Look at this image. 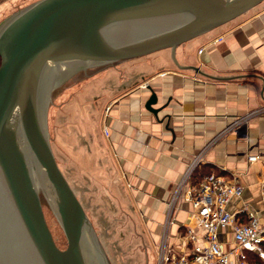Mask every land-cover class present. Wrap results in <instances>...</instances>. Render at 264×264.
I'll return each instance as SVG.
<instances>
[{
    "label": "crops",
    "instance_id": "crops-1",
    "mask_svg": "<svg viewBox=\"0 0 264 264\" xmlns=\"http://www.w3.org/2000/svg\"><path fill=\"white\" fill-rule=\"evenodd\" d=\"M17 1L0 0V16ZM261 4L173 53L161 49L95 69L94 79L58 108L62 158L70 161L73 151V160L86 161L74 168L86 171L93 189L105 188L113 213L139 218L157 256L162 245L179 248L188 226L200 232L191 202L177 195L191 167L198 170L191 183L202 169L239 182L243 191L228 209L252 208L264 222ZM152 93L155 112L145 106ZM220 239L231 241L230 231Z\"/></svg>",
    "mask_w": 264,
    "mask_h": 264
},
{
    "label": "water",
    "instance_id": "water-1",
    "mask_svg": "<svg viewBox=\"0 0 264 264\" xmlns=\"http://www.w3.org/2000/svg\"><path fill=\"white\" fill-rule=\"evenodd\" d=\"M263 1L36 0L0 22V264L104 263L50 145L52 81L161 49L173 53ZM155 100L152 93L145 104L153 112ZM37 188L59 221L64 248L46 224Z\"/></svg>",
    "mask_w": 264,
    "mask_h": 264
},
{
    "label": "rangeland",
    "instance_id": "rangeland-1",
    "mask_svg": "<svg viewBox=\"0 0 264 264\" xmlns=\"http://www.w3.org/2000/svg\"><path fill=\"white\" fill-rule=\"evenodd\" d=\"M33 1L36 0H19L15 2L7 12L0 16V22ZM260 5L262 4L260 3ZM104 67H89L69 74L63 73L59 79L53 80L54 82L52 81L53 84H51L52 86L49 91L46 110L47 132L50 145L55 160L60 165H58L59 168L73 191H75L87 215L93 238L97 245V251L100 253L101 258L104 259L103 264H158L156 247L149 241L143 228L138 225L139 218L127 215L130 213L129 211L119 210L113 213L109 209V200L105 198V188H100L99 190L93 189L92 183L85 174L86 171L80 166L74 168L75 164L85 163L86 161L73 160L76 154L73 151L67 153L70 156V161H65L62 158V153L58 150L57 134L60 127L58 125L59 114L57 113L59 106L63 104L65 99L71 100L76 90L79 91L85 84H88L90 79H94L92 76L95 69ZM40 201L44 219L55 243L59 248H64L66 246L65 235L42 191ZM260 257L264 259V255Z\"/></svg>",
    "mask_w": 264,
    "mask_h": 264
},
{
    "label": "built area",
    "instance_id": "built-area-1",
    "mask_svg": "<svg viewBox=\"0 0 264 264\" xmlns=\"http://www.w3.org/2000/svg\"><path fill=\"white\" fill-rule=\"evenodd\" d=\"M104 131L107 133L106 129ZM253 159L254 155L249 156V160ZM191 171L192 167L181 179L177 195L191 202L200 232L188 226L179 248L162 245L158 264H247L249 252L263 256L264 222L260 221L257 211L249 207L237 212L228 209L231 200L241 195L243 186L216 172L191 183ZM260 191L264 208V177L260 181ZM227 231L232 240H221L220 233Z\"/></svg>",
    "mask_w": 264,
    "mask_h": 264
},
{
    "label": "trees",
    "instance_id": "trees-1",
    "mask_svg": "<svg viewBox=\"0 0 264 264\" xmlns=\"http://www.w3.org/2000/svg\"><path fill=\"white\" fill-rule=\"evenodd\" d=\"M197 172H198V170L196 171V168L191 172V174H190V180L192 179V177H194L196 175ZM202 172H203V169L201 170V174H199L200 175V178L202 176H204L205 174L210 173V172H206V173H203L202 174ZM263 253H264V243H263ZM247 264H264V259L261 258L257 253L249 252L247 254Z\"/></svg>",
    "mask_w": 264,
    "mask_h": 264
},
{
    "label": "bare ground",
    "instance_id": "bare-ground-1",
    "mask_svg": "<svg viewBox=\"0 0 264 264\" xmlns=\"http://www.w3.org/2000/svg\"><path fill=\"white\" fill-rule=\"evenodd\" d=\"M60 75V74H59ZM39 195L41 194V189L37 188ZM40 197V196H39Z\"/></svg>",
    "mask_w": 264,
    "mask_h": 264
}]
</instances>
